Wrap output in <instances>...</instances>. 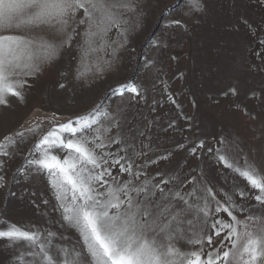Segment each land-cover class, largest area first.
Listing matches in <instances>:
<instances>
[{
	"label": "rangeland",
	"instance_id": "obj_1",
	"mask_svg": "<svg viewBox=\"0 0 264 264\" xmlns=\"http://www.w3.org/2000/svg\"><path fill=\"white\" fill-rule=\"evenodd\" d=\"M202 2L203 11L189 13L188 0H135V12L123 17L127 23L120 30L112 29L105 40L93 43L91 50L84 45L82 35L77 36L40 72L26 75L24 70L16 77L26 82L19 89L23 98L9 95L8 104L0 105V142L9 152V156L0 155V176L4 177L0 186V231L16 225L36 232L39 241L51 248L50 254L59 248L82 247L78 231L62 219L61 202L55 198L47 170L37 172V166L29 161L38 156L35 144L49 130L60 133L59 125L69 121L79 127L78 117L96 110L118 121L123 126L118 138L127 136L140 153L133 167L140 175L138 184L148 181L151 188L160 182L165 192L194 193L186 198L199 207L205 205L200 199L204 189L211 188L221 206L242 221L237 225L239 238L224 229L223 239L216 244L219 238L210 225L231 218L215 211L216 202L208 197L209 227L204 234L212 236L215 248L206 241L188 245L174 239L171 243L185 252L201 247L206 252L221 248L239 251L243 259L238 256L233 260L230 255L229 264H243L248 259L242 253L246 242L243 233L259 234L264 228V206L251 198L254 190L218 156L230 157L241 168L245 161L255 164L264 175V4L257 0ZM76 31L82 34L84 26ZM0 34L50 40L53 32L48 28L23 32L0 29ZM125 84H135L140 95L123 91L121 86ZM100 121L105 126L110 123L104 116ZM18 132L24 135L16 136ZM116 132L113 129L110 134ZM60 135L71 138L70 133ZM101 135L103 138L109 133L101 127ZM6 136L15 143L8 145ZM103 142L105 147L97 151L108 160L105 168L113 164V158L126 157L124 144ZM192 148H196L195 153ZM70 152L52 150L61 161ZM120 163L127 166L129 161L125 158ZM118 167L113 164L108 168L118 181L133 179ZM105 179L113 183L111 177ZM165 180L169 181L167 185ZM67 188V203H71V186ZM225 193L232 195L233 205L225 203ZM190 218L198 228L199 217ZM183 228H188L187 236L192 235L190 226ZM49 232L54 235L49 236ZM233 242L236 248H232ZM0 264L46 261L39 243L0 238Z\"/></svg>",
	"mask_w": 264,
	"mask_h": 264
},
{
	"label": "snow or ice",
	"instance_id": "obj_2",
	"mask_svg": "<svg viewBox=\"0 0 264 264\" xmlns=\"http://www.w3.org/2000/svg\"><path fill=\"white\" fill-rule=\"evenodd\" d=\"M257 3L264 4V0H257ZM203 7L202 0H188L189 13L201 12ZM135 9V0H0V29H17L23 32L48 28L53 32L50 40H34L23 34H0V105L8 104L6 97L9 95L23 98L19 89L26 82L16 79L21 72L27 70L24 72L26 75L40 72L44 65L58 57L61 49L70 46L80 35L84 45L91 50L92 44L105 40L112 29L120 30L127 23L123 17L134 13ZM176 23L179 24L180 21ZM81 25L84 26L82 34L76 31ZM124 31L120 35L123 36ZM121 87L123 91L140 95L135 84ZM101 116L110 123L102 125ZM77 124L79 127H74L71 121L59 125L60 133H70L71 138H62L55 129L49 130L35 144L34 150L38 156L30 160L29 164L36 165L37 172L47 170L49 183L55 190V198L61 202L59 208L62 209V219L78 231L82 247H73L71 250L59 248L50 254L51 248L39 241L38 233L21 230L16 225L0 231V238L27 241L30 245L39 243V252L46 264H229L230 255L233 260L238 256L243 259L239 251L232 253L221 248L206 252L201 247L199 250L185 252L171 243L174 239L177 243L184 242L188 245H202L206 241L215 248L212 236L204 234L205 228L209 227L208 197L216 202L215 211H223L231 218L228 222L216 220L210 225L213 235L219 238L215 243L219 244L223 239L221 233L224 229H228L231 236L239 238L237 225L242 221L228 207L221 206L211 188L204 189L200 199L205 201V205L199 207L195 201L190 202L186 198L194 193L171 189L165 192V188L160 187V182L151 188L148 181L138 184L140 175L133 167L135 157L140 153L127 136L118 138L122 136L123 129L118 121H114L109 113L93 110L78 117ZM97 125L99 127H95ZM101 127L109 135L102 138ZM113 129L117 130L116 135L110 134ZM78 133L81 135L77 136ZM15 135L22 137L24 133L18 132ZM105 139L109 144L126 146L122 149L127 154L126 157L113 158V164L119 166L120 172L131 175L133 179L118 181L108 170L113 164H109L108 168L104 167L108 160L97 150L105 147ZM4 140L8 145L15 143L11 136L4 137ZM6 147L5 143L0 142V155L9 156ZM56 148L71 152L61 161L52 154V150ZM191 152L195 153L196 148H192ZM125 158L129 161L127 166L120 163ZM218 159L246 181V186L254 190L251 198L264 206V175L255 164L245 161L241 168L226 155L221 154ZM106 176L111 177L113 183L110 184L105 179ZM3 180L4 177L0 176V186ZM163 183L167 185L169 181L165 180ZM180 183L182 185L183 181ZM69 185L72 192L71 203H67ZM240 195L244 196L245 193L241 191ZM223 199L229 205L234 204L231 194L225 193ZM192 216L199 217L198 228L193 224L190 218ZM184 225L193 229L191 236L186 235L188 228L182 229ZM244 227L247 229V225ZM48 235L52 236L54 233L49 232ZM243 236L246 242L242 245V253L248 256L243 264H264V228L260 229L259 234L245 231ZM236 247V242H233L232 248Z\"/></svg>",
	"mask_w": 264,
	"mask_h": 264
},
{
	"label": "bare ground",
	"instance_id": "obj_3",
	"mask_svg": "<svg viewBox=\"0 0 264 264\" xmlns=\"http://www.w3.org/2000/svg\"><path fill=\"white\" fill-rule=\"evenodd\" d=\"M31 165V164H30ZM26 171V170H25Z\"/></svg>",
	"mask_w": 264,
	"mask_h": 264
}]
</instances>
